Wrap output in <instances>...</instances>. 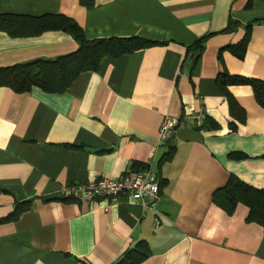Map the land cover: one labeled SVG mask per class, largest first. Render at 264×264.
I'll return each instance as SVG.
<instances>
[{
  "label": "crops",
  "instance_id": "0c3cea01",
  "mask_svg": "<svg viewBox=\"0 0 264 264\" xmlns=\"http://www.w3.org/2000/svg\"><path fill=\"white\" fill-rule=\"evenodd\" d=\"M90 2L0 0V14H64L88 39L160 43L103 58L62 93L0 87V264H113L139 240L150 248L139 264H264V224L247 219L244 202L227 210L215 201L231 179L264 188V108L249 84L230 85L234 114L217 85L223 72L264 81V0ZM77 48L59 30H0V67ZM199 113L204 127L188 119ZM166 116L184 124L164 143ZM128 167L157 174L155 209L125 196L60 195Z\"/></svg>",
  "mask_w": 264,
  "mask_h": 264
},
{
  "label": "trees",
  "instance_id": "16d2710c",
  "mask_svg": "<svg viewBox=\"0 0 264 264\" xmlns=\"http://www.w3.org/2000/svg\"><path fill=\"white\" fill-rule=\"evenodd\" d=\"M86 7L91 6L90 0H80ZM0 30L10 36H34L45 31L59 30L70 34L78 43V48L70 53L51 59L39 58L27 62L0 67V87H8L16 93L29 92L38 87L48 93H62L86 71L96 70L105 57H118L141 48L157 45L155 41L142 37H107L88 39L81 26L64 14H43L39 16L21 14H0ZM204 37L198 38L193 45V59H196L204 46ZM243 42L239 47L243 46ZM249 84L258 103L264 108V81L240 75L220 73L217 85L224 95L230 85ZM232 113H240L232 98L229 97ZM207 122L203 121L201 127ZM159 188L160 182H159ZM217 204L230 210L237 202L249 206V221L264 224V188L257 189L239 179H231L229 183L215 194ZM29 204V201L18 203L11 214L16 217ZM150 248L145 240H139L126 249L113 264H139L148 258Z\"/></svg>",
  "mask_w": 264,
  "mask_h": 264
},
{
  "label": "built area",
  "instance_id": "2783aa9c",
  "mask_svg": "<svg viewBox=\"0 0 264 264\" xmlns=\"http://www.w3.org/2000/svg\"><path fill=\"white\" fill-rule=\"evenodd\" d=\"M188 119L195 127H201L205 114L191 115ZM183 124V120L164 117L159 127V139L164 143L171 141L177 128ZM60 195L86 201L99 198L116 199L125 196L140 202L145 207L155 209L160 196L159 179L150 168L128 167L117 178L100 177L87 183L63 186L60 189Z\"/></svg>",
  "mask_w": 264,
  "mask_h": 264
}]
</instances>
